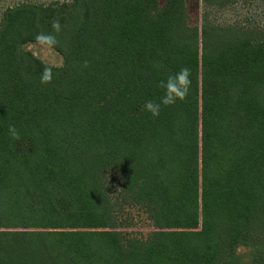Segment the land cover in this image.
Returning <instances> with one entry per match:
<instances>
[{"label": "trees", "instance_id": "trees-1", "mask_svg": "<svg viewBox=\"0 0 264 264\" xmlns=\"http://www.w3.org/2000/svg\"><path fill=\"white\" fill-rule=\"evenodd\" d=\"M236 2L201 0L200 25L188 0L4 13L0 264H240L248 244L264 264V29L207 18ZM37 33L56 36L62 67L22 49ZM181 67L188 95L153 118L145 102ZM131 211L145 241L122 231Z\"/></svg>", "mask_w": 264, "mask_h": 264}, {"label": "rangeland", "instance_id": "rangeland-1", "mask_svg": "<svg viewBox=\"0 0 264 264\" xmlns=\"http://www.w3.org/2000/svg\"><path fill=\"white\" fill-rule=\"evenodd\" d=\"M73 0H0V26L4 13L21 4H32L36 6H50L51 4H68ZM164 0H159V4H163ZM188 8L190 12V20L199 25L202 23V15L204 7L201 0H188ZM207 18L215 24L219 25H240L242 27H252L264 29V0H237L230 8L207 11ZM22 49L31 53L39 59L44 65L53 68L63 66V59L59 53L46 45L38 43H27ZM130 216L134 222V226L124 228L123 233L131 238L145 241L151 231L150 223L141 213L131 211ZM127 219V218H126ZM127 221V220H126ZM130 221V220H128ZM253 245L240 246L236 250V254L240 259V264H253L251 258L253 253Z\"/></svg>", "mask_w": 264, "mask_h": 264}, {"label": "clouds", "instance_id": "clouds-1", "mask_svg": "<svg viewBox=\"0 0 264 264\" xmlns=\"http://www.w3.org/2000/svg\"><path fill=\"white\" fill-rule=\"evenodd\" d=\"M51 27L54 33L60 32L61 25L59 21H53ZM35 41L49 48L57 43L56 36L52 33H37ZM51 79V69L44 68L41 75V83L50 82ZM190 83V69L188 67H181L178 72L168 75L165 79L157 82V87L163 89V94L159 97L158 101L149 100L145 102L143 106L144 110L155 118L159 116L162 107L183 102L189 93ZM8 134L14 140L19 139V132L14 125H9Z\"/></svg>", "mask_w": 264, "mask_h": 264}]
</instances>
